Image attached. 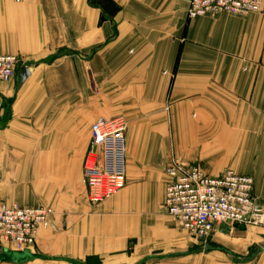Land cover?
<instances>
[{"label":"crops","instance_id":"0c3cea01","mask_svg":"<svg viewBox=\"0 0 264 264\" xmlns=\"http://www.w3.org/2000/svg\"><path fill=\"white\" fill-rule=\"evenodd\" d=\"M0 54L30 70L20 88L19 69L0 82V203L54 210L35 246H3L0 264L216 252L264 264V227L218 226L201 250L163 209L172 159L252 175L264 203V0L259 13L193 19L186 0H0ZM117 115L128 120L126 185L93 206L91 125Z\"/></svg>","mask_w":264,"mask_h":264},{"label":"built area","instance_id":"2783aa9c","mask_svg":"<svg viewBox=\"0 0 264 264\" xmlns=\"http://www.w3.org/2000/svg\"><path fill=\"white\" fill-rule=\"evenodd\" d=\"M17 3L23 0H14ZM263 0H186L188 18L221 13L247 15L262 11ZM18 56L0 54V82L11 80L21 66ZM123 115L101 118L91 125V141L84 159L87 197L93 206L126 185V131ZM164 211L202 245L216 227H264V203L255 192L252 175L226 170L211 174L200 165L172 159L166 167ZM50 206H9L0 203V244L15 251L31 250L39 232L49 227Z\"/></svg>","mask_w":264,"mask_h":264},{"label":"rangeland","instance_id":"374dc122","mask_svg":"<svg viewBox=\"0 0 264 264\" xmlns=\"http://www.w3.org/2000/svg\"><path fill=\"white\" fill-rule=\"evenodd\" d=\"M197 163H200V162H197ZM192 238H194V237H192ZM209 242H211V240ZM197 245L200 246L201 250H204L205 248H207L206 245H202L201 243H199ZM2 247L3 246L0 244V252H3V248ZM11 247H13V246H11ZM12 253H10V254L8 253L11 259L14 257V256H12ZM23 258H26V257L23 256ZM232 259H234L232 256H229L227 254H223V253H220V252H216V253H213V254H210V255H208V254H200V256H189V257H186V258L181 259L179 261H173V262L166 261V260H161L159 258L158 259H150L148 261V263L147 262H143L142 264H157V263H163V264H207L209 262L216 263V264H222L225 261H231ZM94 262L97 263V264L101 263V262L99 263L97 260H94ZM140 263L141 262H137V264H140Z\"/></svg>","mask_w":264,"mask_h":264},{"label":"water","instance_id":"95a60500","mask_svg":"<svg viewBox=\"0 0 264 264\" xmlns=\"http://www.w3.org/2000/svg\"><path fill=\"white\" fill-rule=\"evenodd\" d=\"M18 74L20 77L18 87L20 88L23 85V83L26 81L28 76L30 75V70L28 67H23V68L18 70ZM242 228H243V226H242Z\"/></svg>","mask_w":264,"mask_h":264},{"label":"trees","instance_id":"16d2710c","mask_svg":"<svg viewBox=\"0 0 264 264\" xmlns=\"http://www.w3.org/2000/svg\"><path fill=\"white\" fill-rule=\"evenodd\" d=\"M5 258H10L9 254H6V255H5Z\"/></svg>","mask_w":264,"mask_h":264}]
</instances>
